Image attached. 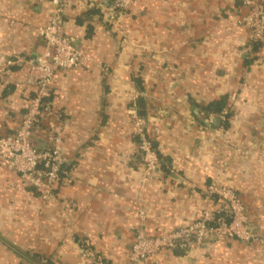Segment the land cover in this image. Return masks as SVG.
I'll return each instance as SVG.
<instances>
[{"label": "crops", "instance_id": "0c3cea01", "mask_svg": "<svg viewBox=\"0 0 264 264\" xmlns=\"http://www.w3.org/2000/svg\"><path fill=\"white\" fill-rule=\"evenodd\" d=\"M62 2L64 30L89 59L56 73L51 111L31 139L44 147L61 131L64 173L42 200L0 163V264H130L137 230L159 236L192 223L213 205L212 182L236 191L264 236V39L253 42L241 23L242 0H135L127 11L112 0ZM54 6L0 0V68L11 62L0 135L18 127L32 95L28 62L43 51L37 28ZM222 97L230 116L202 119L201 106ZM134 109L163 169L144 190ZM215 116L216 129L205 123ZM185 250L162 252L158 264H264L257 241L212 235Z\"/></svg>", "mask_w": 264, "mask_h": 264}, {"label": "built area", "instance_id": "2783aa9c", "mask_svg": "<svg viewBox=\"0 0 264 264\" xmlns=\"http://www.w3.org/2000/svg\"><path fill=\"white\" fill-rule=\"evenodd\" d=\"M134 2L112 0L111 9L127 11ZM242 3L247 10L241 23L251 31L253 42L263 40L264 0H242ZM54 4L50 19L37 28V33L44 39L43 51L28 62L26 82L33 89L32 95L18 127L9 134L0 135V163L13 169L42 200L54 197V190L64 173L66 157L60 130L51 136L46 146L37 147L31 139L33 128L40 122L43 113L51 111L50 86L56 73L81 66L89 59L64 30L62 0H54ZM9 65L11 62L7 61L0 68V83H8ZM132 121L143 165L139 183L144 190L148 183L163 175V169L145 119L135 109ZM206 192L213 205L205 207L192 223L159 236H148L138 229L128 253L130 264H158L162 252L173 251L177 247L185 248L188 254L190 243H202L212 235L264 244V236L250 226L240 197L233 188L212 182L207 185ZM140 214L143 217V211Z\"/></svg>", "mask_w": 264, "mask_h": 264}, {"label": "trees", "instance_id": "16d2710c", "mask_svg": "<svg viewBox=\"0 0 264 264\" xmlns=\"http://www.w3.org/2000/svg\"><path fill=\"white\" fill-rule=\"evenodd\" d=\"M137 108L140 111V114H143L144 112V105H143V97L140 96L137 101ZM228 99L227 97H222L220 99H216L215 101L208 103L206 105L201 106L198 114L202 119H207L211 115H223L225 118H228L231 114V112L228 109ZM226 125V122L224 123V126ZM39 127V123L33 128V132ZM161 162V161H160ZM162 164V163H161ZM185 248H179L177 247L174 249L177 253H183Z\"/></svg>", "mask_w": 264, "mask_h": 264}, {"label": "water", "instance_id": "95a60500", "mask_svg": "<svg viewBox=\"0 0 264 264\" xmlns=\"http://www.w3.org/2000/svg\"><path fill=\"white\" fill-rule=\"evenodd\" d=\"M205 123H206L207 125L210 124V126H211L212 128H215V129H216V128H219V127H220L221 119H220V117L215 116V117H213L211 123H209L208 121H206Z\"/></svg>", "mask_w": 264, "mask_h": 264}]
</instances>
